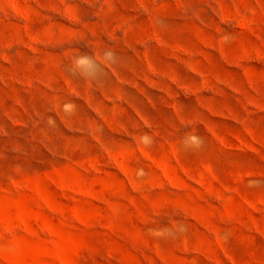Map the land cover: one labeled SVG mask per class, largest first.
Masks as SVG:
<instances>
[{
	"label": "rangeland",
	"instance_id": "obj_1",
	"mask_svg": "<svg viewBox=\"0 0 264 264\" xmlns=\"http://www.w3.org/2000/svg\"><path fill=\"white\" fill-rule=\"evenodd\" d=\"M0 264H264V0H0Z\"/></svg>",
	"mask_w": 264,
	"mask_h": 264
},
{
	"label": "clouds",
	"instance_id": "obj_2",
	"mask_svg": "<svg viewBox=\"0 0 264 264\" xmlns=\"http://www.w3.org/2000/svg\"><path fill=\"white\" fill-rule=\"evenodd\" d=\"M116 62V53L111 49H104L99 57L90 54H77L71 60L70 70L83 78L96 80L100 77L103 69L108 64ZM74 106L65 105V111L71 112ZM145 145L151 143L147 135L141 137ZM203 144L202 139L195 134H187L182 138V145L186 149L198 150Z\"/></svg>",
	"mask_w": 264,
	"mask_h": 264
}]
</instances>
